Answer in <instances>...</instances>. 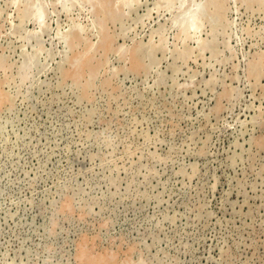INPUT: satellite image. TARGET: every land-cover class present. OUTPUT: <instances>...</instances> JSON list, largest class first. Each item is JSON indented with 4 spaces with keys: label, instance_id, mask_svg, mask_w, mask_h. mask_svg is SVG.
<instances>
[{
    "label": "rangeland",
    "instance_id": "obj_1",
    "mask_svg": "<svg viewBox=\"0 0 264 264\" xmlns=\"http://www.w3.org/2000/svg\"><path fill=\"white\" fill-rule=\"evenodd\" d=\"M0 264H264V0H0Z\"/></svg>",
    "mask_w": 264,
    "mask_h": 264
},
{
    "label": "bare ground",
    "instance_id": "obj_2",
    "mask_svg": "<svg viewBox=\"0 0 264 264\" xmlns=\"http://www.w3.org/2000/svg\"><path fill=\"white\" fill-rule=\"evenodd\" d=\"M43 17V16H42Z\"/></svg>",
    "mask_w": 264,
    "mask_h": 264
}]
</instances>
